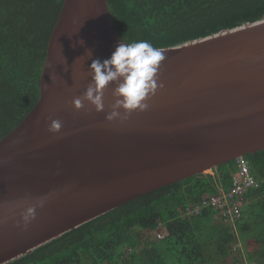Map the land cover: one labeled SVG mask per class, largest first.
Returning <instances> with one entry per match:
<instances>
[{
	"label": "water",
	"instance_id": "1",
	"mask_svg": "<svg viewBox=\"0 0 264 264\" xmlns=\"http://www.w3.org/2000/svg\"><path fill=\"white\" fill-rule=\"evenodd\" d=\"M120 42L107 0H63L39 100L0 139V264L137 198L264 150V16L163 48L160 86L144 111L106 120L112 84L104 111L87 103L75 110L71 100L90 83L91 60L109 58ZM52 119L62 123L58 132L48 130Z\"/></svg>",
	"mask_w": 264,
	"mask_h": 264
},
{
	"label": "trees",
	"instance_id": "2",
	"mask_svg": "<svg viewBox=\"0 0 264 264\" xmlns=\"http://www.w3.org/2000/svg\"><path fill=\"white\" fill-rule=\"evenodd\" d=\"M63 0H0V139L34 108L47 43ZM112 24L124 42L148 41L158 48L254 23L264 16V0H107ZM258 187L240 202L236 222L242 238L250 221L260 228L258 249L248 260L264 264V150L243 157ZM235 161L171 184L124 204L11 264H221L228 245L237 244L231 225L211 240L200 234L213 228L216 211L187 208L231 189ZM257 201L253 206L244 200ZM161 227L164 238H148ZM213 238V239H214ZM238 255V261H243Z\"/></svg>",
	"mask_w": 264,
	"mask_h": 264
},
{
	"label": "clouds",
	"instance_id": "3",
	"mask_svg": "<svg viewBox=\"0 0 264 264\" xmlns=\"http://www.w3.org/2000/svg\"><path fill=\"white\" fill-rule=\"evenodd\" d=\"M88 55L91 57L90 51ZM163 59V49L153 46L148 41L118 43L109 58L103 61L91 60L88 67L90 83L81 96L71 100V106L75 110H80L87 103L97 113L104 111V90L112 84L113 102L105 115L106 120L110 122L123 120L133 111L146 110L148 108L146 98L154 94L160 86L157 82V72ZM61 127L60 120L52 119L48 130L58 132Z\"/></svg>",
	"mask_w": 264,
	"mask_h": 264
},
{
	"label": "built area",
	"instance_id": "4",
	"mask_svg": "<svg viewBox=\"0 0 264 264\" xmlns=\"http://www.w3.org/2000/svg\"><path fill=\"white\" fill-rule=\"evenodd\" d=\"M237 166V174L232 179L231 189L228 192L219 188V194L205 198L201 204L187 208L184 212L185 217H192L198 215L204 208H212L216 211V220H220L225 225L236 227V222L241 218L240 202L243 196L251 189L258 187V183L250 173V166L248 161L243 158L234 160ZM158 240L164 238V233L159 227L154 233ZM241 264H256L254 261L243 258Z\"/></svg>",
	"mask_w": 264,
	"mask_h": 264
},
{
	"label": "rangeland",
	"instance_id": "5",
	"mask_svg": "<svg viewBox=\"0 0 264 264\" xmlns=\"http://www.w3.org/2000/svg\"><path fill=\"white\" fill-rule=\"evenodd\" d=\"M257 202H259V199L257 201L254 202L253 205H255ZM253 205H250V206H253ZM255 222H259L257 219L256 220H252L249 222V224L247 226H245L244 228H246V232L247 234L245 235H250L251 233H256V229L258 230L260 227L259 226H256ZM220 227H223L225 230H227L225 228V225L220 221V220H216L215 221V224L213 226V228L203 232L202 234H200V239L201 241H208V240H211V242L214 243V236L215 235H218L219 232H220ZM233 232L236 234L237 233V240H240L241 242L243 241L241 239V236L239 234V229L237 227L233 228ZM148 238H154V235H149ZM214 238V239H213ZM254 238V239H253ZM257 240L256 238V234H254V236L248 238L247 240L243 241L244 243V247L245 246H250L252 245V243H255ZM228 252H227V256L223 259L222 258V263L221 264H241L242 263V260H240V263L238 261V255H237V248H239V245L238 244H229L228 245ZM246 258V257H245ZM248 260V258H246ZM250 261H254L256 264H260L259 261L257 260H250Z\"/></svg>",
	"mask_w": 264,
	"mask_h": 264
},
{
	"label": "crops",
	"instance_id": "6",
	"mask_svg": "<svg viewBox=\"0 0 264 264\" xmlns=\"http://www.w3.org/2000/svg\"><path fill=\"white\" fill-rule=\"evenodd\" d=\"M243 202H244L243 205H245V206H249V205H252L254 203V201H250L248 199L244 200ZM245 234H247V233H244V235L241 238L243 241L247 240L248 238L252 237V235H253V233H251L250 235H245ZM236 236H237V233H236ZM237 241H238L237 244L239 245V248H237L238 249L237 255H241L244 258L245 257L247 258L248 254H251L252 252H254L255 250L258 249L257 241L255 243H252V245H250V246H245V248H243L244 247L243 241L242 242L240 240H237Z\"/></svg>",
	"mask_w": 264,
	"mask_h": 264
}]
</instances>
